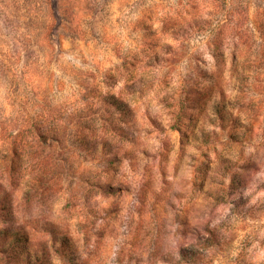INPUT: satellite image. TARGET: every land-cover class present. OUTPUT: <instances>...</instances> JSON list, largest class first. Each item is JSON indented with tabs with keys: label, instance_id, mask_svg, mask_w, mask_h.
<instances>
[{
	"label": "rangeland",
	"instance_id": "rangeland-1",
	"mask_svg": "<svg viewBox=\"0 0 264 264\" xmlns=\"http://www.w3.org/2000/svg\"><path fill=\"white\" fill-rule=\"evenodd\" d=\"M1 230L0 264H264V0H0Z\"/></svg>",
	"mask_w": 264,
	"mask_h": 264
},
{
	"label": "trees",
	"instance_id": "trees-1",
	"mask_svg": "<svg viewBox=\"0 0 264 264\" xmlns=\"http://www.w3.org/2000/svg\"><path fill=\"white\" fill-rule=\"evenodd\" d=\"M6 237V231L5 230H1L0 231V238H4ZM22 243V238H18V240H16L15 244H19Z\"/></svg>",
	"mask_w": 264,
	"mask_h": 264
}]
</instances>
